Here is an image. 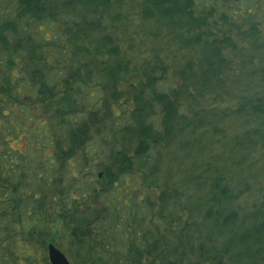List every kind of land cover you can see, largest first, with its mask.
I'll return each mask as SVG.
<instances>
[{
    "label": "trees",
    "instance_id": "obj_1",
    "mask_svg": "<svg viewBox=\"0 0 264 264\" xmlns=\"http://www.w3.org/2000/svg\"><path fill=\"white\" fill-rule=\"evenodd\" d=\"M60 230L73 264H264V0H0V264Z\"/></svg>",
    "mask_w": 264,
    "mask_h": 264
},
{
    "label": "rangeland",
    "instance_id": "obj_2",
    "mask_svg": "<svg viewBox=\"0 0 264 264\" xmlns=\"http://www.w3.org/2000/svg\"><path fill=\"white\" fill-rule=\"evenodd\" d=\"M170 82L174 83L175 80H173L172 78H170ZM130 108V105H129ZM42 123V121L40 122V124ZM39 124V125H40ZM23 141V139H22ZM21 141V142H22ZM23 143V142H22ZM103 144H101V146L97 143H95V141H91L88 146H87V154L88 156H93V158H95L96 160H105L104 156L105 153L107 151V147L106 146H102ZM17 146V145H16ZM20 149L24 148V145L19 146ZM230 146H228L227 148H229ZM227 148H224V152H227ZM222 150V151H223ZM99 156H96V154H99ZM223 153V152H222ZM100 171L96 170L95 174H98ZM53 244L55 245V247H57L62 253L66 254V249H67V235H65L64 233L59 232V234L57 235V237H55V239H53ZM20 250V260H19V264H26L25 261H29L30 264H46L44 259H46L47 263L49 264L48 260H47V255H46V250L44 251L42 249V247L35 241L32 242L30 244H22L19 247ZM69 260V262L71 264H73V262L67 258Z\"/></svg>",
    "mask_w": 264,
    "mask_h": 264
},
{
    "label": "water",
    "instance_id": "obj_3",
    "mask_svg": "<svg viewBox=\"0 0 264 264\" xmlns=\"http://www.w3.org/2000/svg\"><path fill=\"white\" fill-rule=\"evenodd\" d=\"M46 255L49 264H71L64 253L53 244L46 245Z\"/></svg>",
    "mask_w": 264,
    "mask_h": 264
}]
</instances>
